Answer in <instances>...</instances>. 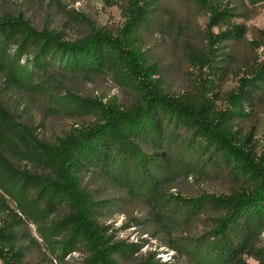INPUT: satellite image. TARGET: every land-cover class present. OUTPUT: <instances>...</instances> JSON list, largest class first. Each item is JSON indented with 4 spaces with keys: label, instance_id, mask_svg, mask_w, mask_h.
<instances>
[{
    "label": "trees",
    "instance_id": "trees-1",
    "mask_svg": "<svg viewBox=\"0 0 264 264\" xmlns=\"http://www.w3.org/2000/svg\"><path fill=\"white\" fill-rule=\"evenodd\" d=\"M124 17L116 34L80 15L87 30L75 39L36 29L23 13L0 11V264H122L142 244L116 240L106 220L123 204L97 199L92 174L144 200L154 236L191 264H264V150L236 121L264 100V57L217 104V57L244 29L213 33L232 12L212 0H192L209 15L202 49L184 55L198 71L192 88L172 93L163 69L143 49V30L157 0H113ZM108 76L133 100L122 106L80 95L82 83ZM43 117H90L52 140L39 135L32 109ZM212 175L234 184L227 194L185 197L168 187L179 176ZM201 216L210 228L175 238ZM149 221L145 222L146 224ZM77 254V257L74 255ZM175 257V255L173 256ZM133 264H171L150 253Z\"/></svg>",
    "mask_w": 264,
    "mask_h": 264
},
{
    "label": "rangeland",
    "instance_id": "rangeland-1",
    "mask_svg": "<svg viewBox=\"0 0 264 264\" xmlns=\"http://www.w3.org/2000/svg\"><path fill=\"white\" fill-rule=\"evenodd\" d=\"M233 14L230 24L221 23L212 28L217 34L231 29L232 24L244 29L243 39L225 42V47L217 57L216 101L221 107L227 103L224 94L238 84V78L249 76L255 65L264 57V0H212ZM113 0H0V11L11 14L23 13L33 26L41 30L44 27L62 31L68 39H75L87 30L86 20L98 27H104L116 34L124 17L118 4ZM209 21L208 13L198 8L192 0H157L153 6L149 26L143 30L144 45L151 61L158 62L163 69V80L172 93H185L191 90L193 78L198 71L184 55L187 47L202 49L206 44L204 30ZM80 95L97 97L103 102L115 98L122 106H127L132 95L118 87L110 77L99 76L88 80L79 88ZM247 115L236 121L243 133L250 134L255 150H264V100L246 108ZM39 135L52 140L68 131L72 126L88 123L90 117L66 118L62 116L43 117L38 108L32 109ZM83 185L92 191L97 199H113L122 203V212H113L106 220L116 240L126 243L142 244L132 259H121L122 264H133L136 260L152 254L153 260L171 264H191L187 257L170 249L161 233L154 236V224L150 208L144 200L127 201L125 194L117 187L89 174L84 177ZM234 184L228 178L216 179L212 175H194L176 178L168 187L169 191L179 192L185 197L201 193L221 195L230 192ZM149 221V223H145ZM210 228V220L201 216L197 221L182 226L173 236L197 238ZM258 247L264 248V232L260 236ZM175 255V257H173ZM77 257V254L74 255ZM247 264H257L252 256H243Z\"/></svg>",
    "mask_w": 264,
    "mask_h": 264
}]
</instances>
